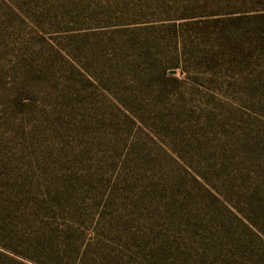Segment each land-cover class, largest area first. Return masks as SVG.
<instances>
[{
    "label": "rangeland",
    "instance_id": "1",
    "mask_svg": "<svg viewBox=\"0 0 264 264\" xmlns=\"http://www.w3.org/2000/svg\"><path fill=\"white\" fill-rule=\"evenodd\" d=\"M27 1L47 33L29 92L0 99V264H224L219 198L264 141V45L153 21L223 10L192 0Z\"/></svg>",
    "mask_w": 264,
    "mask_h": 264
},
{
    "label": "trees",
    "instance_id": "2",
    "mask_svg": "<svg viewBox=\"0 0 264 264\" xmlns=\"http://www.w3.org/2000/svg\"><path fill=\"white\" fill-rule=\"evenodd\" d=\"M239 4L241 6H237ZM248 4L250 6L242 7ZM191 5L197 8L217 6L223 10L193 8L190 12L153 21L171 25L177 40L182 27L203 26L210 31L207 32L210 40L213 39L212 33H216L240 41L245 38L246 43L256 40L264 45V0H192ZM30 9V1L27 0H0L1 100L19 81L22 82L19 86L29 92V85L38 73L39 61L42 60H38L43 49L41 42L47 29L42 26L40 30L32 22L40 8ZM178 61L179 58L164 70L179 68L182 64ZM20 93L21 89L16 88L12 100L15 106L22 108L26 104ZM260 144L262 151L259 155L233 158L235 176L228 171L231 176L226 178L225 185L235 192L231 194L226 190L223 198H219L225 210L224 244L230 246L224 255V264H264V141Z\"/></svg>",
    "mask_w": 264,
    "mask_h": 264
}]
</instances>
